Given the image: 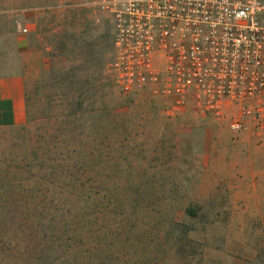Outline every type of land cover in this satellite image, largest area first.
Listing matches in <instances>:
<instances>
[{
  "label": "rangeland",
  "instance_id": "1",
  "mask_svg": "<svg viewBox=\"0 0 264 264\" xmlns=\"http://www.w3.org/2000/svg\"><path fill=\"white\" fill-rule=\"evenodd\" d=\"M0 9L9 50L18 31L32 48L28 122L0 134V240L10 241L16 209L33 222L37 212L54 211L63 227L53 257L0 253V264H172L183 256L190 264H259L264 144L193 103L172 116L173 101L150 89L124 94L109 68L113 26L96 23L89 0H0ZM79 89L83 105L73 104ZM66 162L74 174L57 206L50 198L61 194L55 176ZM51 163L61 166L58 175H49ZM73 179L89 184L68 189ZM79 209L90 220L81 228L85 245L66 224Z\"/></svg>",
  "mask_w": 264,
  "mask_h": 264
},
{
  "label": "built area",
  "instance_id": "2",
  "mask_svg": "<svg viewBox=\"0 0 264 264\" xmlns=\"http://www.w3.org/2000/svg\"><path fill=\"white\" fill-rule=\"evenodd\" d=\"M89 1L113 26L109 68L124 94L150 89L172 116L193 103L264 144V0Z\"/></svg>",
  "mask_w": 264,
  "mask_h": 264
},
{
  "label": "trees",
  "instance_id": "3",
  "mask_svg": "<svg viewBox=\"0 0 264 264\" xmlns=\"http://www.w3.org/2000/svg\"><path fill=\"white\" fill-rule=\"evenodd\" d=\"M73 92V91H72ZM82 90L79 89L78 90V97L76 98L75 101H73V104L76 102L77 105H83V103H80L81 100V96H82ZM61 167L59 164H54L51 163V166L49 167L50 171H49V175L53 176L54 173L57 174V172L59 171L57 168ZM75 169V167H74ZM74 169L71 166L70 162H66V165L63 166V170L59 171V176H55L56 180H60L62 183V187L59 189V194L57 195V197H52L50 199H53V203H57V206L59 204V202H61V199L65 196V197H69V195H65V193H67V189L66 191H64L65 188V182H66V178H73V174H74ZM71 181V185L69 188L73 189H77L80 190L82 189V187H86V185H88L89 183H86L85 181L80 182H76L73 180ZM69 184V183H68ZM57 190V189H56ZM71 196L76 197L78 194H72L70 192H68ZM24 196H21V198ZM17 205H19V203L17 202ZM43 211V210H42ZM53 211V210H52ZM79 213H75L74 218L76 219H72V221L69 220V222H66V224H68V227L70 226V224L73 225V227H69L68 231H71L73 233L72 238L74 240H79L80 243H86V241L88 240L87 235L85 234V232L83 230H81V228H84L85 226H88V224H90V220L83 218L86 214H88V210L87 209H79L78 210ZM54 212V211H53ZM53 212L50 211H43V212H37L35 215V219L34 222L32 221L33 219V215L30 211H24L22 209H16L12 212L11 214V218L10 221H12V225H16L17 227H15L12 231V233L9 235L10 237V241H6V240H0V253L3 254V256H5V253H12L15 252L19 255H25L28 252H32L33 256L36 254L39 257H53L54 254L57 253V249L55 247V242L56 240L61 239L60 237V231L62 230L63 227H61L59 224L62 222V220L60 218H58L56 216V214H54ZM188 214H192L193 216L196 215V213L191 210L188 209L187 211ZM59 216V215H58ZM63 218H65L63 216ZM90 219V218H89ZM35 220H37V225L38 228H34L32 224H35ZM26 227H30L27 231V234L24 232H21L22 235L20 234V230L21 229H26ZM80 229V230H79ZM59 232V233H58ZM41 239L40 241L38 240V237ZM19 240L25 241L26 243L29 242H34L36 243L35 247H30V249L28 250V245L27 247H23L20 248L19 246L23 245L19 244ZM29 240V242H28ZM40 240V239H39ZM31 245V244H30ZM34 245V244H33ZM36 246L38 248H36ZM182 248L180 247V249L178 250V253H181ZM180 260L176 263L174 261V263L172 264H190V262L187 261L188 257H178ZM258 263L259 264H264V258L263 257H258ZM159 264H164V261L159 262Z\"/></svg>",
  "mask_w": 264,
  "mask_h": 264
},
{
  "label": "crops",
  "instance_id": "4",
  "mask_svg": "<svg viewBox=\"0 0 264 264\" xmlns=\"http://www.w3.org/2000/svg\"><path fill=\"white\" fill-rule=\"evenodd\" d=\"M6 12L0 9V134L3 131L23 127L28 122L27 56L32 52L27 35L18 31L9 50L8 35L4 34L3 21ZM23 32L31 29L27 22L20 24ZM19 27V25H18ZM15 38V42H14ZM3 140L0 136V154Z\"/></svg>",
  "mask_w": 264,
  "mask_h": 264
}]
</instances>
